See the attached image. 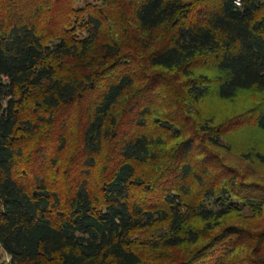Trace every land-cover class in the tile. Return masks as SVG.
Instances as JSON below:
<instances>
[{"label":"trees","instance_id":"obj_1","mask_svg":"<svg viewBox=\"0 0 264 264\" xmlns=\"http://www.w3.org/2000/svg\"><path fill=\"white\" fill-rule=\"evenodd\" d=\"M0 0V264H264V0Z\"/></svg>","mask_w":264,"mask_h":264},{"label":"rangeland","instance_id":"obj_2","mask_svg":"<svg viewBox=\"0 0 264 264\" xmlns=\"http://www.w3.org/2000/svg\"><path fill=\"white\" fill-rule=\"evenodd\" d=\"M88 0H77L76 1V5H83V4H85L86 2H87Z\"/></svg>","mask_w":264,"mask_h":264}]
</instances>
